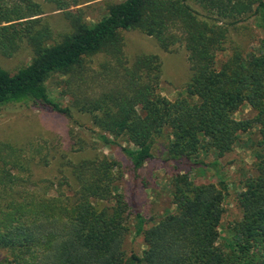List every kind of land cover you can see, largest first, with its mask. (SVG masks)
<instances>
[{"label":"trees","instance_id":"trees-1","mask_svg":"<svg viewBox=\"0 0 264 264\" xmlns=\"http://www.w3.org/2000/svg\"><path fill=\"white\" fill-rule=\"evenodd\" d=\"M43 1L63 13L68 31L55 37L35 0H0V56L12 57L23 46L32 52L14 74L0 67V106L45 109L76 125L75 114L88 116L91 142L71 139L69 153L122 139L132 146L120 149L133 171L153 158L164 133L168 160L189 169L214 167L197 161L199 154L220 158L255 127L262 151L238 194L241 218L231 227L229 250L217 244L224 182L195 184L189 173L177 172L170 180L174 212L147 228L137 215L135 234L145 248L127 256L119 162L99 155L73 161L51 156L44 142L0 141V264H264V54L235 50L216 68L229 28L250 17L264 25V0L107 1L106 15L92 24L82 0ZM129 30L155 39L165 52L184 47L191 72L184 96L169 100L158 92V56L127 60L122 32ZM99 55L104 60L96 70L92 60ZM52 76L64 77L59 94L69 99L66 106L50 96ZM243 104L254 116L237 120ZM53 159L58 178L35 180L33 170Z\"/></svg>","mask_w":264,"mask_h":264},{"label":"rangeland","instance_id":"rangeland-1","mask_svg":"<svg viewBox=\"0 0 264 264\" xmlns=\"http://www.w3.org/2000/svg\"><path fill=\"white\" fill-rule=\"evenodd\" d=\"M44 8L43 19L49 24L55 37L69 30L68 21L62 12L53 11L50 5L43 0H35ZM118 2L121 0H82L80 7L84 9L87 23L92 24L106 15V2ZM189 3L196 9L193 1ZM228 37L225 41L224 50L216 55V68L218 69L235 50L243 55L264 54V25L255 17L244 19L241 23L229 28ZM124 53L127 60L132 61L141 55H156L161 62V79L158 92L174 100L178 96L185 95V86L190 80L191 72L187 62V52L183 46L177 45L171 51L165 52L159 48L155 39L148 37L139 31H123ZM32 57L31 49L23 46L12 57L0 56V67L14 74L18 69L27 65ZM104 60L103 55L93 58L92 67L98 70L99 64ZM64 77L52 76L46 82L47 89L54 101L66 106L69 99L61 97L59 92L63 88ZM254 111L243 104L234 114L237 120L252 118ZM75 120L80 124H74L61 114L50 112L45 109L20 108L14 105L0 106V141L11 142L18 146L28 142H44L48 144L47 151H52L51 156H59L63 153L70 160L76 161L90 158L95 155L107 156L120 163L123 173L122 179L116 183L119 193L124 196L128 204V216L126 225L128 232L124 240V250L127 256L131 253L140 256L145 248L142 236L135 234L137 215L144 221V228L152 226L168 213L174 212L172 204L171 177L177 172L189 173L190 179L195 184L212 183L220 186V179L224 182L223 189V215L219 226L218 246L229 250L235 239L231 227L240 220L241 212L237 204L238 194L242 190L245 178L253 175L255 154L262 151L258 147L257 128L239 135V140L230 153L217 157L216 153L201 152L197 161L205 164L216 162L214 167L207 166L189 169L180 164L168 160L166 147L167 134L155 140L153 144V158L145 163L139 170L133 171L130 163L121 147H130L124 140H117L115 145L107 147L97 146L96 149H88L82 152L69 153L71 139L80 138L91 142L93 128L88 116L75 114ZM79 125V126H78ZM77 135V136H73ZM50 145H55L50 147ZM58 166L56 159L47 167H39L33 170L35 180L58 178ZM221 187V186H220ZM50 194L54 190H49Z\"/></svg>","mask_w":264,"mask_h":264}]
</instances>
